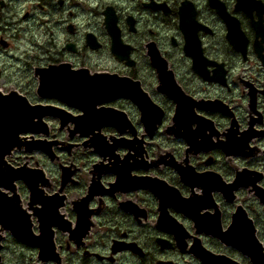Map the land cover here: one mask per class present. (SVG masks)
<instances>
[{"label": "flooded vegetation", "instance_id": "af4514ba", "mask_svg": "<svg viewBox=\"0 0 264 264\" xmlns=\"http://www.w3.org/2000/svg\"><path fill=\"white\" fill-rule=\"evenodd\" d=\"M30 1L0 0V78L53 70L104 101L86 116L10 88L62 116L49 152L7 158L0 264L264 256V0Z\"/></svg>", "mask_w": 264, "mask_h": 264}, {"label": "water", "instance_id": "95a60500", "mask_svg": "<svg viewBox=\"0 0 264 264\" xmlns=\"http://www.w3.org/2000/svg\"><path fill=\"white\" fill-rule=\"evenodd\" d=\"M37 72V70H36ZM39 83L36 94L42 98H56L71 106L73 102L88 116L96 104L104 100L93 99L91 92L95 90L92 83L82 82L70 84L62 82L59 75L51 70L49 74H39ZM116 96L118 90H115ZM89 109V110H88ZM60 109L50 105L31 104L26 96L10 90L8 93L0 91V185L1 183L13 182L22 178V171L18 168L12 169L5 161L14 151L32 152L41 150L49 152L50 142L46 139H34V135H48V127L44 117L59 116ZM29 135V136H26ZM29 138V139H28ZM32 139V140H31ZM237 246H244L237 244ZM195 253L203 264H221L223 256H216L204 247L194 245L189 250ZM252 264H264V256L250 255ZM224 261V260H223ZM224 264H239L236 261L226 259Z\"/></svg>", "mask_w": 264, "mask_h": 264}, {"label": "rangeland", "instance_id": "374dc122", "mask_svg": "<svg viewBox=\"0 0 264 264\" xmlns=\"http://www.w3.org/2000/svg\"><path fill=\"white\" fill-rule=\"evenodd\" d=\"M30 2L33 3L34 0H31ZM34 12L37 13L36 10ZM36 18L37 17L34 16L30 21H28V23L33 25L31 34H29L30 31L27 33H20V35L23 37V39H24V36H26V34L29 37V40L32 38L33 35H35V37L38 35L37 28L35 27ZM9 21H10V18H8V22ZM14 28L15 27H13L11 30H9L10 35L14 33V31H15ZM13 65H14V67L16 66L15 63H13ZM17 71L18 70H15V72L12 73V75H4L0 78V89L5 91V90H8L12 87H15V88H19L21 90H24V89L31 90V92L34 94V90H35L36 85H33V84L27 85L25 80L19 78L21 72L20 71L17 72ZM7 73H8V71H7Z\"/></svg>", "mask_w": 264, "mask_h": 264}]
</instances>
